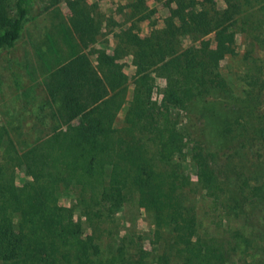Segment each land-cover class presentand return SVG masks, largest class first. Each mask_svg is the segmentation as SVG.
<instances>
[{"label":"trees","instance_id":"obj_1","mask_svg":"<svg viewBox=\"0 0 264 264\" xmlns=\"http://www.w3.org/2000/svg\"><path fill=\"white\" fill-rule=\"evenodd\" d=\"M65 1L79 18L77 45L90 49L94 26L78 0ZM220 1L168 0L163 25L145 37L129 27L109 53L72 45L48 100L30 109V90L23 93L20 116L0 123V264H105L74 206L60 203L64 193L75 195L89 228L136 195L167 243L155 264H264V0ZM28 3L0 0V53L21 36ZM238 35L245 87L219 102L233 86L222 63L238 53ZM128 54L135 72L120 132L114 120L129 79L117 61ZM156 77L165 81L160 105ZM171 110L184 112L183 128ZM18 169L30 179L18 184ZM190 194L208 198L212 220L228 227L199 230Z\"/></svg>","mask_w":264,"mask_h":264},{"label":"rangeland","instance_id":"obj_2","mask_svg":"<svg viewBox=\"0 0 264 264\" xmlns=\"http://www.w3.org/2000/svg\"><path fill=\"white\" fill-rule=\"evenodd\" d=\"M78 2L79 8L82 9L83 14H85L83 17L87 16L91 26H94L91 27V31H94L95 42L89 45L90 49H88L87 52L91 49L101 48H104L107 53L111 52L117 43L120 42L121 35L125 33L129 27L133 28V33H137L140 37H145L154 25L155 27H161L164 18L168 15V7L166 5L168 0H142L140 5V0H78ZM218 5L223 7L220 0H218ZM28 8L29 14L24 23L21 37L16 43V47L14 49L3 48L0 53L1 124H6L10 119L13 120L20 116L18 112L19 100L16 99V97H12L17 89V86L14 85L12 74L13 72L18 76L19 74H23L27 79L31 77L33 65L31 49L27 42L28 36L37 31L40 32L39 35L43 34V38L48 41H54L57 38L62 41L63 39V44L68 45L69 49L73 44V40L74 46H76L78 42L75 38H73V40L68 38L76 37L72 35V21H76L79 18L65 0H59L58 2L53 0H29ZM60 23H62L63 26L60 25ZM54 44L55 43H51V45ZM63 44L60 45L63 46ZM237 46L238 53L235 56L229 57L228 60L222 63V72L227 75V77H230V81L233 80V82L231 81L230 83L233 84V86H229L227 91L221 93L222 97L219 96L217 98L219 102L223 100L231 102L232 97L229 91H239L245 87L240 85V79L237 77L243 74L246 69L243 65L245 63L243 61L244 47L241 45L239 35L237 36ZM76 49H78V47ZM59 50L60 49H57L61 58L63 54L62 52L59 53ZM67 55L68 51H66L65 56ZM94 58H96V55H94ZM117 62L123 65L125 69V72H123L129 79L125 93L126 101L117 112L114 120V126L118 131L123 132L122 130L126 126L125 112L127 110L128 101L131 99V80L135 72V67L132 64V55L130 54L124 56ZM27 79H24L23 82L26 83ZM154 84L152 100L160 105L165 81L163 78L156 77ZM39 102L42 103L44 101L39 100ZM171 112L174 114L175 111L171 110ZM183 114L184 112L176 114L182 128L186 121ZM209 116L212 117L211 114H209ZM18 120L19 118L17 121ZM29 120V124H32L33 121L31 119ZM49 122L50 121L46 119L45 124L48 125H46V127L50 126ZM36 126L37 128H41L40 125ZM26 130L23 135L29 132V134L34 136V132H36L35 129ZM207 131H216V123L211 127L208 121ZM188 147L189 146L185 143L184 149L186 155L189 154ZM27 179L30 178L23 174L22 169L16 171V182L18 184L25 182ZM192 179L195 180V177L192 176ZM190 196L195 200L192 202L197 214L198 225L200 223L199 230H205L210 234L213 233L214 225L221 226L220 230H224L228 227L226 222L219 224L216 222L217 220H212L211 213L209 211L207 212L209 205L208 198L201 199L200 196H194L193 194H190ZM60 203L67 206H74V218L82 223L85 233H92L94 235V241L99 247V254L96 255V261L105 262V264H107V262L110 264H127L126 261H132V264H137V260L140 256L143 258L144 264H155L153 263V255L155 252H161L167 244L163 239L158 240V236L152 232L154 225L152 224L150 215L146 213L144 209L138 207L136 195H133L130 201L125 203L123 210L109 218L103 215L102 219L99 220L100 222L90 228L87 226L81 210L76 206L74 194L64 193L60 198ZM231 224L235 226L234 222ZM162 233L167 236V238L172 237L168 230H163ZM168 240L170 241V239Z\"/></svg>","mask_w":264,"mask_h":264},{"label":"crops","instance_id":"obj_3","mask_svg":"<svg viewBox=\"0 0 264 264\" xmlns=\"http://www.w3.org/2000/svg\"><path fill=\"white\" fill-rule=\"evenodd\" d=\"M60 25H62V23H60ZM39 34H40V32H37V31L35 33L30 34L33 37L31 40L33 43L31 41H29V39L27 38V42L29 44V47L31 49V54H32L33 72L31 74V77L27 79V78H25V76L23 74H21V75L19 74V76L22 77V78H20L18 75H15L14 72L12 74L14 85L17 86L16 92H15V94L12 95V97H16V99L19 100L18 101V104H19L18 107H20L22 103L25 104L27 102L25 100L26 97L24 98V96H23V93L27 90H30V91H28V93L29 92L31 93L30 96L27 97V99H31V101L28 104L26 103L28 108H33V107L37 106L39 100H46V99L48 100L49 96H48V93L46 91V87L52 86L53 83L57 82L59 79H61V80L63 79L62 73L55 71L56 66H59L60 62H63V59L65 60L64 63H66L70 57L69 56L70 50H68L69 46L66 44H63V39H62V41L59 40V38L55 39L54 41H48L45 38H43V34H41V35H39ZM72 35L76 36V37H69L70 40L71 39L73 40V38L77 39V35L74 31H72ZM70 40H69V42H70ZM77 41H78V39H77ZM17 42H18V40L11 47V49H14L16 47ZM51 43H55L56 45L55 44L51 45ZM33 44L36 46V48ZM60 44H63V46H61ZM73 44H74V40H73ZM73 47L75 48L74 45H73ZM76 48H77V46H76ZM57 49H60L59 53L62 52V54H63V56L61 58H60V55L58 54ZM79 49H82L81 52L85 53L87 55V50H88L87 47L83 48V47H81V44H79L78 50ZM66 51H68L67 56H65ZM37 54H39V55H37ZM88 58H89L91 64H97L95 62L94 55H89ZM9 61L12 62L11 60H9ZM120 62H122V61H120ZM123 71L125 72L124 67H123ZM24 79H27L26 83L23 82ZM21 86H23V87H21Z\"/></svg>","mask_w":264,"mask_h":264}]
</instances>
